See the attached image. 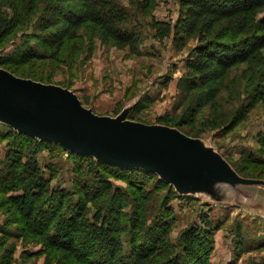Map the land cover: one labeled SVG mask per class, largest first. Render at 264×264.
Returning <instances> with one entry per match:
<instances>
[{"label": "rangeland", "instance_id": "obj_1", "mask_svg": "<svg viewBox=\"0 0 264 264\" xmlns=\"http://www.w3.org/2000/svg\"><path fill=\"white\" fill-rule=\"evenodd\" d=\"M57 2L44 0L36 17L30 21L22 17L24 24L15 35L0 38V69L64 92L73 99L81 118L94 126L100 127L98 121L114 122L119 130L139 132L129 137L131 143L154 142L155 147L142 146L128 162L116 163L106 160L105 154H80L38 138L50 142L35 156L51 188L45 199L47 206L54 207L58 215L72 212V197L73 204L80 199L84 202L81 187L90 186L93 202L88 218L102 208L104 179L85 159L94 158L117 166L100 171L122 194L121 209L127 215L122 241L127 253L134 234L149 248L153 246L144 234L132 232L138 189L146 194L150 224L154 218L169 215V241L165 246L172 251L180 249L184 230L206 228L202 217L207 216V230L214 237L210 264H264V167H258L264 164V146L260 143L264 138V101L259 100L264 93V66L242 64L224 79L194 88L186 77L199 42L193 39L181 49L173 38L163 42L154 39L148 27L144 28L139 54L118 49L89 26L80 32L79 56H73L69 45L55 57L39 23L49 6ZM153 5L157 20L176 24L183 13L180 0H153ZM0 10L12 21L17 18L10 0H0ZM30 50L38 54V59L25 63L22 57ZM10 129L0 120L2 166L17 153L30 160L28 154L33 151L27 141L10 136ZM172 135L186 139L182 145L188 152L170 145L178 138ZM153 166L161 172L152 171ZM142 170L154 172L160 179L147 177ZM57 192L70 196L62 198L56 196ZM12 195L17 194L0 190V264H78L63 254L52 255L35 234H27L17 210L6 201ZM60 202L65 209L59 211ZM87 239L93 249L83 251V255L90 264H96L102 249L90 236Z\"/></svg>", "mask_w": 264, "mask_h": 264}, {"label": "trees", "instance_id": "obj_2", "mask_svg": "<svg viewBox=\"0 0 264 264\" xmlns=\"http://www.w3.org/2000/svg\"><path fill=\"white\" fill-rule=\"evenodd\" d=\"M10 1L16 8L17 18H12V21L0 10V38L15 35L24 24L22 17L28 21L36 17L44 0ZM128 2L126 5L122 0H58L41 18L39 29L47 33V47L55 57H60L69 45L73 56H79L80 32L89 26L100 32L104 40L120 50L128 49L132 54L141 52L145 27L150 29L154 39L163 42L173 38L181 49L196 39L200 47L189 60L186 77L194 88L218 82L242 64L264 66V0H180L183 13L176 24L155 18L153 0ZM148 18L151 20L147 21ZM33 51L23 55L25 63L38 59V54ZM259 100L264 101V93L260 94ZM8 134L15 140L27 141L33 151L28 154L30 160H24L23 155L17 153L13 158L8 157L7 165H0V190L17 194L8 196L7 203L17 210L27 234H35L52 255L60 253L67 256L68 261L90 264L83 255V251L93 249L87 239L90 236L103 253L96 264H210L214 237L212 231L207 230L209 218L202 217L206 228L198 226L184 230L179 241L180 249L172 251L165 246L169 241V215L154 218L150 224L146 194L138 192V189L135 193L137 210L132 219L129 218L134 221L132 232L144 234L153 246L149 248L142 237L134 234L131 251L127 253L122 241L127 217L121 209L122 194L100 171L102 168L117 169V166L94 158L85 159L90 160L89 165L104 179L106 197L102 208L88 218L89 205L93 202L88 186L81 187L84 202L80 199L73 204L72 197L69 208L72 212L56 214L54 207L45 203L51 188L35 159L39 149L50 142L14 129H10ZM260 143L264 146V138H260ZM258 167H264V164ZM142 171L147 177L160 179L154 172ZM143 191L147 192L146 189ZM56 194L62 198L70 196L65 192ZM35 200L37 203H33ZM63 206L62 202L58 203V210H64ZM85 229H88L85 233L87 238L82 237Z\"/></svg>", "mask_w": 264, "mask_h": 264}, {"label": "water", "instance_id": "obj_3", "mask_svg": "<svg viewBox=\"0 0 264 264\" xmlns=\"http://www.w3.org/2000/svg\"><path fill=\"white\" fill-rule=\"evenodd\" d=\"M72 101L58 89L17 78L0 69V120L13 129L44 141L60 143L80 154H105L106 160L116 163L128 162L142 146L155 147L154 142L131 143L133 139L129 137L139 132L119 130L114 122L103 120L98 121L100 127L94 126L81 118ZM172 136L178 138L170 145L174 144L171 146L178 151L188 152L182 145L186 143L185 138ZM152 168L158 174L161 172Z\"/></svg>", "mask_w": 264, "mask_h": 264}]
</instances>
